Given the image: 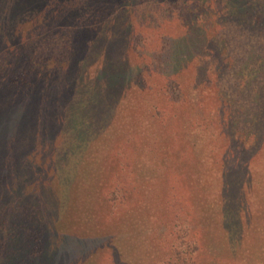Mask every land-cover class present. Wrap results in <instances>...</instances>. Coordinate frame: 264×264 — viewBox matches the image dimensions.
<instances>
[{"label": "rangeland", "instance_id": "374dc122", "mask_svg": "<svg viewBox=\"0 0 264 264\" xmlns=\"http://www.w3.org/2000/svg\"><path fill=\"white\" fill-rule=\"evenodd\" d=\"M225 10L50 0L0 27V264H264V33ZM104 66L132 77L108 93Z\"/></svg>", "mask_w": 264, "mask_h": 264}, {"label": "trees", "instance_id": "16d2710c", "mask_svg": "<svg viewBox=\"0 0 264 264\" xmlns=\"http://www.w3.org/2000/svg\"><path fill=\"white\" fill-rule=\"evenodd\" d=\"M49 1L50 0H0V27L1 28L6 27L7 29L14 28L13 25L17 26V24H18V23H16V20H18L20 17L26 16L30 13H32V14L35 13L36 10L38 9V7H41L44 3L47 4ZM58 1H60V0H58ZM222 2H224V4L227 5V10H225V14H228V19H230V20H232V18L235 19V21L240 24V29L242 30V32H244V35L247 38L250 39V38L255 37L258 34L264 33V0H222ZM98 5H99L98 2H97V4L96 3L94 4L95 7H97ZM84 8H83L84 9L83 14H85V16L90 17L93 15H96V13H97V9L93 8V2L90 4H86V7H84ZM190 9H193V8H190ZM71 12L72 11H70L68 13L70 16H71ZM77 14L79 15V11ZM15 30H16V28H15ZM94 32H96V31L93 30V31H91V33H88L90 35V39H92L91 42L94 44L95 40L98 39V40H96L95 44H96V46H100L101 42L99 40V37H97L96 33H94ZM115 42H116L115 40L113 41V43H106L105 42L106 44L103 46L104 50H106L107 53H109L110 50L115 49L116 46L113 45ZM249 44L251 46L252 42L250 41ZM262 44H264L263 41H262ZM80 51H81V49L74 52L71 55V57H69L66 60V64H67L66 69L67 70H66V73H65V69L63 70V73H62L63 77L67 76L70 79H73L75 77V75L72 76V74L75 71V69L78 67V65H80V60L85 55V52H84L82 57L80 58V55H81ZM85 51H87V49ZM105 55H106V53H105ZM179 55L180 54H173L172 53L170 56L169 52H168L167 56L164 55L163 59L161 60L165 63L164 68H172L173 69V67L171 66V63L174 62L175 64H178ZM176 56H177L178 60H176ZM232 64H234V62H232ZM105 66H107V63L105 64ZM105 66H104V69H102L100 71L99 75H97V77H95L94 81H95V83L98 82V84H97L98 87H99V85L103 86L105 88V90L108 91V93H113L112 90L116 86L115 84H117V83L121 84V81L129 80L132 77V75L130 73H128L129 72L128 70H127L128 72H124V70L121 72L109 71V68L105 69ZM112 72L114 74H118V75H114ZM74 74H75V72H74ZM103 82H105V85L102 84ZM71 91H73V90H71ZM97 97L98 96L96 94V91H94L88 98L89 99L91 98L90 101H95L97 99ZM87 105L90 107L93 105V103H90L88 101V104L86 103L85 106H87ZM75 107H76V105H75ZM98 108L105 109L104 104L101 103V105ZM60 116H61V118H59ZM62 117H63L62 115H56V117L54 115L49 116L50 122H51V119H54V120L56 119V121L51 122L50 125H53L54 123L59 122L60 120H62ZM62 121H64V119ZM57 125L58 124H55V127H54L55 132L59 131L56 128ZM46 129L49 130L48 128H46ZM3 236H5V234H2V238H3ZM9 236H10V234L5 236V240H7L6 238H8ZM8 242H11V241L8 240ZM8 242H7V245L9 247ZM8 250L11 251V248H8Z\"/></svg>", "mask_w": 264, "mask_h": 264}]
</instances>
